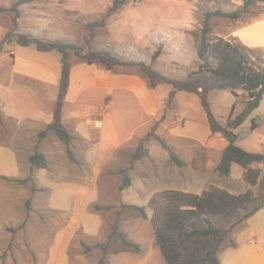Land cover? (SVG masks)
<instances>
[{"label": "crops", "instance_id": "crops-1", "mask_svg": "<svg viewBox=\"0 0 264 264\" xmlns=\"http://www.w3.org/2000/svg\"><path fill=\"white\" fill-rule=\"evenodd\" d=\"M46 1L51 4L63 3L61 0H38L22 5L20 11L22 13L25 5L42 2L44 5ZM244 2L245 0L227 1L229 6L234 8L233 11L240 10ZM257 4L264 6V1ZM51 9L48 12L43 8L33 14L31 19L33 21L39 19L41 22L15 33L47 41L71 42V36L64 24L48 16V13L52 12ZM3 12L0 11V43L12 29ZM240 16L227 25L226 33L217 32L216 35L253 51L264 52V12L257 16L248 13ZM186 32V30L181 33L169 32L159 37V40L178 44L176 45L180 47L178 51L186 50L190 42L198 49L199 43L190 39V42L185 41ZM119 49L123 51L124 47L119 46ZM148 49L126 48L125 55L121 51V55L117 52L115 56L126 61H136V52L148 54L154 52L153 49L150 51ZM197 49L196 61L199 59ZM142 57V62L151 63V60H148L149 62L145 60L149 59L148 55ZM161 59L154 63V69L173 79H187L188 76L173 77L172 71L161 69L159 64ZM62 66V55L57 51L43 52L35 45L20 46L15 41L4 45L0 53V175L7 178H24L19 166L31 165L30 158L36 144H42L39 151L45 156L51 169V173L46 169H40L41 175L48 178L46 187L52 191L62 190L68 197L75 196L76 188L88 190V197L106 199L114 196L116 194L114 192L117 191L116 196L120 204L131 208L148 206L154 194L163 191L201 194L210 186H215L232 194H242L252 189L245 180L244 168L238 164L232 165L228 178H233L235 182L242 181L245 190L236 192L220 185L219 181L224 177L216 172V168L228 141L221 134L212 132L198 94L180 91L176 94L172 106L168 108L167 99L172 91L170 85L152 86L140 72L124 71L123 66L108 71L102 65L89 64L71 57L70 85L62 110V122L71 134L72 141L66 145L53 133L40 140L39 134L54 120ZM195 70L196 67L191 69ZM222 91L228 106L232 107L228 115H223L228 121L232 112V118L242 113L245 106L238 115H235V110L238 99L240 97L245 99V96L243 92L235 95L227 90ZM211 98L209 93V100ZM211 106L218 121L219 115L212 103ZM156 125L157 129L162 130V134L158 136L186 165L178 167L172 164L169 152L160 145H153L154 150L148 151L147 171L143 175L129 171L130 186L122 191L114 189V182L117 181L120 185L123 178L118 167H115L117 171L111 168L115 164L119 165L121 157H129L134 144H139L145 139L151 132H147V129L150 127L153 129ZM217 136L219 138H216ZM43 144H55L54 151L48 152L46 147H42ZM146 144L161 143L156 138H150ZM68 147L73 152L74 161L68 157ZM58 160H61L67 169L60 168ZM52 164L54 165L51 167ZM78 165L80 173L76 174L74 169ZM252 167L258 169L260 166L254 164ZM38 174L40 173L37 172V176ZM2 207L6 214L5 206ZM8 214V218L5 215L0 222V237L6 235L5 226L11 223L10 208ZM253 216H261V221L264 217V207ZM105 230L108 228L102 226L99 214L93 213L89 218H85V235L88 238L98 239ZM74 237L75 230L71 228L67 231L62 245L54 249L55 252L45 255L43 259L50 264H71L73 258L78 262L92 261L91 264H98L101 257L98 254L89 258L79 253L71 256L68 248ZM255 239L258 240L256 237L253 238ZM253 240L248 239L243 246L237 245L226 249L219 255L221 264H231L237 253H241L239 257L243 261L239 264H264V246ZM137 255L138 252L121 251L116 256L135 258ZM108 264H111L110 260Z\"/></svg>", "mask_w": 264, "mask_h": 264}, {"label": "rangeland", "instance_id": "rangeland-1", "mask_svg": "<svg viewBox=\"0 0 264 264\" xmlns=\"http://www.w3.org/2000/svg\"><path fill=\"white\" fill-rule=\"evenodd\" d=\"M15 1L0 0V7L10 8ZM61 1L64 4H51L46 1L44 5H42L43 2L25 5L22 8V13L20 11L18 16L16 12L8 10L4 11L3 14L8 20L7 23L11 25V32L15 34V31L27 30L31 25L41 22L39 19L33 21L31 19L33 14L43 8L48 12L54 8L51 9L52 12L50 13L52 14L48 13V16L54 17L64 24L72 39L70 43L81 46L83 54L91 49L94 51L107 50L113 56L117 52L121 55L122 50L119 49V46L124 47L122 51L124 55L127 51L126 48H149V51L153 49L154 52L149 54L141 51L140 53L136 52L135 62H142V56L146 55L149 56V59L145 60L147 62L152 61L154 54L159 52L157 61L159 62V59L162 58L161 63H159L161 69L172 71L173 77L178 78L188 76L192 68L196 67L198 70L202 64L200 58L196 61L197 48L189 39L199 43L200 46V33L203 29L205 12L217 9L234 10L227 3L228 0H141L140 2L125 0L117 11H112L113 0ZM263 12L264 6L257 4L251 5L248 12L245 13L257 16ZM245 13H242L240 17ZM232 21L234 20L222 16L211 17L209 19V24L212 27L211 37H218L217 32L226 33L227 25ZM93 23H98V26L92 29L91 35L88 25ZM183 30L187 31V36L184 37L186 38L185 41L190 42L187 44L186 50L178 51L180 48L176 46L178 44H169V41L159 40V37L165 36L166 33H181ZM69 54L70 62L71 57L83 61V58L74 51ZM252 57L256 66L264 68V52L255 51L252 53ZM122 70L140 72L138 68L129 66H123ZM209 93L212 97L211 102L209 100L212 113L214 114L211 103L219 115V120H222L219 123L226 126L228 121L223 115H228L227 113L232 110V107L228 106L225 101L224 91L212 90ZM244 106L245 99L240 97L235 115H238ZM253 121L256 124L255 129H252ZM151 129V127L148 128L147 132L153 130ZM156 129V136L161 135L162 130ZM235 132L238 136L236 144L239 147L249 152L264 154V97L260 106ZM150 138L155 139L154 136ZM146 143L142 144L143 156L135 160L134 163L131 156L141 144H134V147L130 149V156L121 157L119 165L115 164L111 170L117 171L115 167H118L119 170L130 168L129 171L143 175L149 165L148 151L154 150L153 145L162 146L161 144ZM54 146L55 144H43L42 147H46L48 152H51L54 151ZM38 149L40 150V146ZM58 161L60 168H64L65 165L62 164V161ZM255 165L260 166L257 167L260 177L258 184L251 190L260 195L264 191V163H256ZM19 167L24 178H7L0 175V222L3 221L5 215L8 218L9 208L11 209V223L5 226L6 235L0 237V264H50L43 259L44 256L53 253L54 249L62 245L67 231L71 228L75 230L74 240L70 242L68 248L71 256L79 253L85 254V258H89L91 255L98 254L101 256V260L106 255V264L109 263V260L111 264H167L156 244L155 232L151 223L153 211L148 206H146L147 218H144L138 210L121 205L118 196H116L117 191L114 192V194L116 193L114 196L106 199L104 197H88V190L76 188L75 196L68 197L62 190L52 191L46 187L48 178L41 175L40 169L24 164ZM46 170L51 173L49 164ZM74 170L76 174L80 173V166L78 165ZM37 172L40 173L38 176ZM219 183L236 192L245 190L242 181L235 182L233 178H221ZM120 185L117 181L114 182V189L120 190ZM2 206H5L6 214L3 212ZM96 206L104 209L97 210ZM93 213L99 214L102 226L105 229L108 228L104 233H101L98 239L88 238L85 235V218H89ZM260 218L261 216H252L235 226L229 237L223 242L219 255L230 247L243 246L248 239L253 240L255 237L258 240L255 239L253 242H258V245L264 246V217L261 221ZM115 227L124 232L125 238L131 239V241L128 239L130 242L139 244L140 250L135 251L134 248L125 247L119 237L111 238L110 235L113 234ZM100 245H106L107 250L104 251ZM87 248H91V250L88 251ZM121 251L138 252V255L135 258H119L116 255ZM239 255L241 253L234 255L231 264L243 262ZM91 262H78L73 258L71 264H91Z\"/></svg>", "mask_w": 264, "mask_h": 264}, {"label": "trees", "instance_id": "trees-1", "mask_svg": "<svg viewBox=\"0 0 264 264\" xmlns=\"http://www.w3.org/2000/svg\"><path fill=\"white\" fill-rule=\"evenodd\" d=\"M38 0H16L10 8L0 7V11H13L20 14V7ZM139 0H134L138 2ZM264 0H245L243 7L234 12H225L217 9L205 12L203 29L200 33V46L198 56L202 64L198 70L191 71L187 79H173L156 69L153 65L159 57L156 52L150 64L145 62L124 61L110 54L107 50H88L83 54L81 46L63 41H47L40 38L8 32L0 43V53L5 44H10L15 38L16 44L20 46L35 45L43 52L57 51L62 55V76L60 82L59 96L54 112L53 122L39 134V139H45L49 134H55L66 145L72 141V136L62 122V110L70 85L71 62L70 52L74 51L83 61L89 64H99L108 71L117 67L129 66L138 68L152 86L168 84L172 91L167 99V107L172 106L175 96L180 91L196 93L201 99L202 106L207 113L210 127L213 133L221 134L227 141L221 161L216 172L221 177H229L232 165L238 164L245 170V180L252 187L259 182V171L252 166L256 163H264V154L253 153L239 147L236 142L238 136L235 132L242 126L247 118L260 106L264 97V68L256 66L252 53L255 51L241 44L225 40L221 37H211L212 27L209 19L213 16H222L237 19L242 13L248 12L251 5H257ZM125 0H113L112 11H117ZM98 23L89 24L91 30ZM202 89V92L199 89ZM212 90H227L237 95L243 92L246 103L245 108L238 116L232 118L231 113L228 124L223 127L215 118L209 103V92ZM234 111V110H233ZM1 113V107H0ZM158 125V124H157ZM156 125V126H157ZM143 139L139 148L132 154L135 160L143 156L142 144L154 136L160 141L163 148L169 152L170 162L178 167H184L186 163L181 160L170 146L156 136L155 129ZM256 128L253 121L252 129ZM40 144L36 145V151L32 154L30 162L33 168L47 169L48 162L39 151ZM68 157L74 161V155L68 147ZM130 168L119 170L123 181L120 190H124L131 184L128 171ZM148 207L153 211L151 223L155 232L156 244L159 247L167 264H221L219 252L223 242L229 237L235 226L244 222L264 207V191L257 195L253 190L242 194H232L227 190L210 186L201 194H189L181 191H163L154 194ZM138 210L144 218H147L146 207L131 206ZM97 210L104 209L96 206ZM121 238L125 247L140 250L139 244H134L125 238L124 232L117 227L114 228L110 237ZM104 251L106 245H100ZM88 251L91 248H87ZM99 264H106L104 255Z\"/></svg>", "mask_w": 264, "mask_h": 264}, {"label": "built area", "instance_id": "built-area-1", "mask_svg": "<svg viewBox=\"0 0 264 264\" xmlns=\"http://www.w3.org/2000/svg\"><path fill=\"white\" fill-rule=\"evenodd\" d=\"M199 91L202 92V89L200 88Z\"/></svg>", "mask_w": 264, "mask_h": 264}]
</instances>
